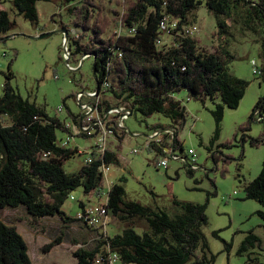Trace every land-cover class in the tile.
I'll return each instance as SVG.
<instances>
[{"label":"trees","instance_id":"obj_1","mask_svg":"<svg viewBox=\"0 0 264 264\" xmlns=\"http://www.w3.org/2000/svg\"><path fill=\"white\" fill-rule=\"evenodd\" d=\"M38 1L55 2L65 8L71 23L80 30L77 36L69 37V64L73 62L75 65L71 66L77 67L83 56L93 58L95 91L99 94L111 92L113 98L120 101L115 107L128 104L133 108L132 115L138 112L142 118L148 119L162 114L171 120V126L160 122L147 125L153 132L168 127L174 130V134L162 132L164 141H152L148 149H155L158 154H167L165 140L169 138L174 139L175 152L184 150L177 125L185 119L186 109L174 99L175 93L186 89L193 95L221 101L213 112L218 127L212 146L219 136L224 106H239L250 82L229 71L228 63L234 59V55L228 51V34L235 24L241 23L242 27L258 37L260 57L264 62V0H206L208 10L217 21L213 37L219 43L215 51L204 49L198 35L187 36L182 31L184 25L196 24L191 14L199 4L198 0H115L117 7L110 9L111 13L102 4L104 0H12V4L18 14L37 25ZM163 12L177 17L180 26L172 33L171 43L160 47L157 39ZM115 23L127 31H135L118 34L112 29ZM12 25L9 12L0 8V39ZM62 28L70 33L63 21ZM15 58L16 54L11 58L9 67ZM260 72L264 74V67ZM6 77L7 82L0 96V208L24 206L35 226L40 225L44 217L55 215L61 217L64 226L76 222L83 224L78 215L77 218L66 215L63 206L72 191L79 187L92 202L98 200L102 181L99 168L103 162L122 165L117 151L122 149L127 131L117 127L115 134L119 143L116 146L108 147L102 158L94 154L93 161H84L77 172L67 173L65 162L79 150L69 147L71 142L68 146L63 147L64 142L59 145L56 130L61 129L65 136L72 134V125H78L80 119H83V124L88 123L87 117L83 113L76 115L69 111L72 124L58 117H50L44 107L25 100L15 91L9 83L12 72ZM106 81L110 82L111 87L103 90ZM111 108L113 104L109 100L97 104L102 118ZM256 113L260 117L264 114L261 101L256 104L251 119L239 127L244 132L243 141H246L245 132L250 130ZM5 117L10 119V124L3 123ZM81 135L90 137L86 133ZM236 137L237 133L234 139ZM250 143L252 146L264 144V130L258 137L251 138ZM232 145L233 141H226L218 147ZM45 153H49L48 157H44ZM211 156L215 163L223 159L227 164L233 159L230 155L223 157L221 150L213 151ZM193 172L190 168L187 173L192 175ZM212 183L215 186V182ZM244 191L245 198L264 206V162L259 175L246 184ZM170 193L176 208L173 214L159 206L128 200L124 185L114 183L109 193V208L112 216L119 217L126 225L121 232L108 234L107 239L102 238L103 234L95 229V239L82 242L83 246L74 252L77 264H109L105 258L110 253L118 256L115 264H215V257L208 253L203 230L208 223L207 203L181 201ZM90 194L94 196L89 197ZM85 203L79 202L80 212L85 208ZM258 214L264 219V211L259 210ZM135 219L145 221L147 228L139 232L132 226ZM218 233L213 232L216 237H219ZM63 241L62 231L41 250L48 253ZM222 241L228 249L231 248L230 242ZM107 243L110 253L106 248ZM254 243L260 244V238L251 230L239 253ZM99 255L103 259L101 263H97ZM249 261L252 258H248L246 264ZM0 264H33L28 243L17 225L1 219Z\"/></svg>","mask_w":264,"mask_h":264},{"label":"rangeland","instance_id":"obj_2","mask_svg":"<svg viewBox=\"0 0 264 264\" xmlns=\"http://www.w3.org/2000/svg\"><path fill=\"white\" fill-rule=\"evenodd\" d=\"M114 1L102 2L107 12L111 13L110 9L117 7ZM198 1L199 4L192 11L191 19L200 27L197 35L201 39L202 47L215 51L219 43L213 37V32L217 30L216 18L208 10L206 0ZM36 7L39 21L34 25L17 13L12 0H0V8L9 12L13 22L11 29L2 34L0 39V96L7 82L6 75L12 72L9 83L25 100L44 107L50 117H58L63 122L72 124L69 111L76 115L84 112L75 98L76 93L86 94L96 88L94 60L89 56L85 59L82 57L81 70H71L65 63L64 35L53 33L48 38H40L38 35L61 30L63 21L70 29L68 48L69 37L77 36L80 30L71 23L66 9L55 2L38 1ZM118 28L115 23L112 29L115 31ZM123 31L125 32V29ZM228 39V51L234 55V59L228 63L229 71L250 84L237 108L224 106L219 136L214 145L212 146V140L218 123L213 112L221 101L193 95L183 89L173 95L186 109L185 119L177 125L184 146V150L175 152L180 158L158 154L155 149H144L145 139L154 133L147 125L160 122L171 126L173 125L171 120L162 114L144 119L135 112L124 121L127 136L122 143V149L117 151L122 165H111L109 176L113 184L124 185L128 200L139 201L153 207L159 206L170 214L176 210L170 192L181 201L207 203L208 223L203 230L208 243V253L215 257V264H246L248 258H252L248 264H264V219L258 214L259 210L264 211V206L253 199L245 198L244 191L246 184L256 178L263 168L264 144L252 146L250 141L264 130V114L260 120H258L260 116L255 114L250 130L245 132L246 141H243L244 132L239 130L243 123L251 119L256 104L260 101L264 104V74L254 73L255 68L263 69L264 62L260 57L258 37L242 27L241 23L230 29ZM167 43L171 42L168 40ZM15 54L16 58L9 67L10 60ZM71 65L75 63L72 62ZM103 100H109L113 107L117 106L119 101L107 91L101 93L98 99L85 96L81 103L96 104L97 101ZM60 108L63 112H59ZM3 123L10 124V119L3 118ZM56 133L57 143L61 145L62 139L66 137L65 132L57 129ZM236 133L237 137L234 139ZM156 138L158 136H154L153 140ZM160 138L164 139V134ZM96 140V135L90 137L80 135L69 144V147L83 150L92 147ZM226 141H233V145L218 147ZM116 145L114 142L113 146ZM135 148L143 150L135 154L133 152ZM190 149L197 154L196 168L191 166ZM217 150L223 152V157L230 155L233 159L227 164L223 159L215 163L211 153ZM86 157V154L76 153L65 162V171L77 172ZM162 159L167 160V167L157 165V161ZM185 159L189 162L187 163ZM190 168L194 170L192 175L187 173ZM224 168L227 170L223 171ZM212 181L215 182V186ZM87 200L83 188L79 187L72 191L63 206V212L77 218L81 210L79 202ZM31 218L24 206L0 208V219L16 224L28 243L33 264H77L74 252L81 245L75 244L74 239L83 242L96 233L95 230L87 229L77 222L69 223L71 227L64 226L59 215L44 217L37 226L32 223ZM125 225V221L114 216L109 225V234L121 232ZM132 226L139 232L147 228L145 221L136 219L132 221ZM251 230L260 238V244L254 243L246 251L239 253ZM62 231L64 241L50 252L44 253L42 247ZM214 231H219V237L213 234ZM222 240L230 242L231 248L228 249Z\"/></svg>","mask_w":264,"mask_h":264},{"label":"built area","instance_id":"obj_3","mask_svg":"<svg viewBox=\"0 0 264 264\" xmlns=\"http://www.w3.org/2000/svg\"><path fill=\"white\" fill-rule=\"evenodd\" d=\"M164 13V12H163ZM180 26L179 19L177 17L171 16L170 14L164 13L163 17L160 20L159 23V37L157 39V45L158 46H165L168 44V40L171 42V35L174 32V30L178 29ZM118 34L127 33V32H134V29H131L127 31L125 29V32L123 31V28L119 27L117 30ZM182 31L187 36H196L200 32V27L196 24L194 25H184L182 27ZM65 42H63L64 44ZM65 57H68L67 51H65ZM87 56H83V59H85ZM69 67H72L69 64ZM255 74H260V70L255 68L254 69ZM111 87V84L109 81H106L102 87L103 90L108 89ZM86 97L88 98H99L100 94L98 91H88L86 94L83 92H78L75 96L76 100L78 101L79 105L85 112V116L88 119V123L83 124L82 120L80 119V123L78 125H72V134H67L65 140L63 141V147L68 146L70 142H74L76 137L81 135L82 133H86L89 136H92L96 134L97 140L94 143V145L90 148H85L83 150H79V153L86 154L87 157L85 159L86 163H91L93 161L94 154L98 155L99 157H103L106 153V150L108 147L113 145V143H119V140L117 139V136L115 134V129L122 128L124 129V121L128 119L129 116L132 115L133 111L130 110V106L128 104H122L118 106L119 108H111L107 111L106 115L102 118L99 116L98 109H97V103L96 108L94 110H91L89 105L90 104H83L81 101ZM59 112H63L62 108L59 109ZM120 116V117H119ZM119 117V118H118ZM261 118H259L260 120ZM171 134V132H169ZM162 133L160 131L154 132L152 135L148 136L145 139L144 142V149H148L152 143V141L159 142L164 141V139H161L160 136ZM154 136H158V138L153 140ZM165 142L167 143L165 147V152L172 156L175 159H179L180 157L176 155L175 151L171 147L172 139L169 138L166 139ZM143 149L135 148L133 152L136 154L140 152ZM49 153H45L44 157H48ZM189 155L192 156L191 160V166L192 168H196V161H197V154L193 149L189 150ZM187 162H189L187 159H185ZM157 165L159 167H167V160L162 159L160 161H157ZM102 181H101V188L98 194V200L95 202H92L91 198H88V200L85 203V208L82 209V211L78 214V218L81 220V222L84 224V226L89 227L93 230L97 229L102 235V238L107 239V235L109 234V225L112 223L113 216L111 213V210L109 208V193L113 186V183L110 182V176L109 173L111 171V165L103 162L99 168ZM237 193V192H236ZM94 194H90L89 197H93ZM81 245V244H80ZM83 246V245H81ZM80 246V247H81ZM106 248L108 252L110 253V245L107 243ZM109 264H115L117 262L118 256L115 253L108 254L107 258ZM102 256H98L97 263H101Z\"/></svg>","mask_w":264,"mask_h":264},{"label":"water","instance_id":"obj_4","mask_svg":"<svg viewBox=\"0 0 264 264\" xmlns=\"http://www.w3.org/2000/svg\"><path fill=\"white\" fill-rule=\"evenodd\" d=\"M53 33H62L63 35H64V50L65 51H67V53H68V57H65V63L68 65V67H69V58H70V50H68V48H67V40H68V30L66 29V28H62L61 30H54V31H50V32H47V33H44V34H40V35H38V37H40V38H48V37H50ZM85 56H90V55H85ZM95 57V56H94ZM83 65V60L81 59V61H80V64L77 66V67H69L71 70H73V71H75V70H78L81 66ZM94 79H96V74H95V72H94ZM89 107H90V109L91 110H94L95 108H96V105L95 104H90L89 105ZM80 108H81V106H80ZM114 108H119V107H114ZM130 110L131 111H133V108H130ZM261 118V117H260ZM259 120V119H258ZM125 129V128H124ZM172 131H174L173 130V128L172 127H168V128H166V129H164V130H160V132L162 133V132H171V133H173L174 134V132H172ZM148 137V136H147ZM173 143H174V139H172V144H171V147L173 148Z\"/></svg>","mask_w":264,"mask_h":264},{"label":"crops","instance_id":"obj_5","mask_svg":"<svg viewBox=\"0 0 264 264\" xmlns=\"http://www.w3.org/2000/svg\"><path fill=\"white\" fill-rule=\"evenodd\" d=\"M89 100H90V99H89ZM83 114H84V112H83ZM71 224H74V223H71ZM71 224H68V226H70V227H71V226H72ZM87 229H88V228H87ZM95 237H96V236L94 235L93 237H90V239H89V240H90V241H91V240H94V239H95ZM74 240L76 241V243H75V244H82V242H81V241H77L78 239H76V238H75ZM85 241H87V240H85ZM83 242H84V241H83Z\"/></svg>","mask_w":264,"mask_h":264},{"label":"clouds","instance_id":"obj_6","mask_svg":"<svg viewBox=\"0 0 264 264\" xmlns=\"http://www.w3.org/2000/svg\"><path fill=\"white\" fill-rule=\"evenodd\" d=\"M73 67V66H72Z\"/></svg>","mask_w":264,"mask_h":264}]
</instances>
